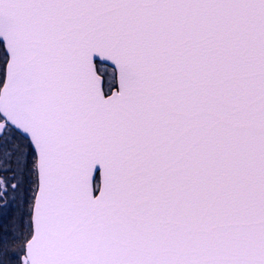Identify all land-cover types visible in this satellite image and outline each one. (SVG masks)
Returning a JSON list of instances; mask_svg holds the SVG:
<instances>
[{
    "label": "snow or ice",
    "instance_id": "1",
    "mask_svg": "<svg viewBox=\"0 0 264 264\" xmlns=\"http://www.w3.org/2000/svg\"><path fill=\"white\" fill-rule=\"evenodd\" d=\"M0 264H264V0H0Z\"/></svg>",
    "mask_w": 264,
    "mask_h": 264
}]
</instances>
